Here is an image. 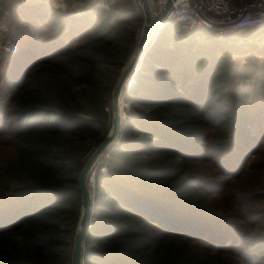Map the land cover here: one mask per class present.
Instances as JSON below:
<instances>
[{
    "label": "trees",
    "instance_id": "trees-1",
    "mask_svg": "<svg viewBox=\"0 0 264 264\" xmlns=\"http://www.w3.org/2000/svg\"><path fill=\"white\" fill-rule=\"evenodd\" d=\"M79 1H0V264H70L78 174L142 26L130 0ZM177 31L124 98L138 114L96 169L84 264H264V46Z\"/></svg>",
    "mask_w": 264,
    "mask_h": 264
},
{
    "label": "built area",
    "instance_id": "built-area-1",
    "mask_svg": "<svg viewBox=\"0 0 264 264\" xmlns=\"http://www.w3.org/2000/svg\"><path fill=\"white\" fill-rule=\"evenodd\" d=\"M34 1V0H32ZM37 1V0H35ZM64 3V0H54ZM53 1V3H54ZM135 7L141 8L140 0H130ZM168 0H152L154 8L162 14ZM115 0H103V8L110 11V5ZM52 6H54L52 4ZM161 26L170 23L178 24L174 35L176 42H195L198 40V30H208L219 39L233 41L240 45L264 46V0H242L235 3L232 0H176L172 7L161 18ZM3 52L12 55L17 51L13 40H8L2 48ZM135 68L127 80V93L136 84L139 69ZM109 112V108L106 109ZM135 110L126 105L122 109L123 125L127 117L134 116ZM106 172V167H100ZM95 172L88 179V189L94 193Z\"/></svg>",
    "mask_w": 264,
    "mask_h": 264
},
{
    "label": "water",
    "instance_id": "water-1",
    "mask_svg": "<svg viewBox=\"0 0 264 264\" xmlns=\"http://www.w3.org/2000/svg\"><path fill=\"white\" fill-rule=\"evenodd\" d=\"M143 14V23L140 33L134 44L130 56L127 58L115 84L111 91L110 108L111 123L110 127L97 147L92 151L80 170L77 178V191L80 193V214L76 223L73 243L70 252V264H84V239L89 229L93 215V193L88 189V179L95 172L102 157L108 149L116 144L123 135L124 118L122 117V104L127 92V80L135 68L142 63L147 53L148 45L153 39L152 30L161 21L162 14L166 13L176 0H168L163 8L162 14L154 8L152 0H140Z\"/></svg>",
    "mask_w": 264,
    "mask_h": 264
},
{
    "label": "rangeland",
    "instance_id": "rangeland-1",
    "mask_svg": "<svg viewBox=\"0 0 264 264\" xmlns=\"http://www.w3.org/2000/svg\"><path fill=\"white\" fill-rule=\"evenodd\" d=\"M0 1H2V0H0ZM54 1V0H53ZM53 5H54V7H57V8H62L63 6H65L64 8L65 9H67V8H72V7H74V8H76L77 9V11H79L80 10V7H81V3H80V1L79 0H71V3H70V5L69 6H67V4L64 2V3H55V1H54V3H53ZM58 5H61L62 7H59ZM133 5V4H132ZM134 6V5H133ZM135 7V6H134ZM135 9H136V11L141 15V19H142V23H143V14H142V10H141V8L140 7H135ZM1 30H3V27L2 26H0V49H2L3 48V46L5 45V43L8 41V40H11V39H6V40H4V41H2V31ZM141 30V29H140ZM197 33H199V32H201V30H198V31H196ZM140 33V32H139ZM139 35V34H138ZM156 39V38H155ZM154 39V40H155ZM195 42H197V40H195ZM153 43H154V41H153ZM153 43L151 44V46L153 45ZM182 43H188V42H182ZM226 44H228V45H234V46H242V45H240V44H236L235 42H233V41H229V42H227L226 41ZM169 45H171V44H169ZM151 46H150V48H151ZM243 46H248V45H243ZM149 48V49H150ZM168 48H172V45H171V47L170 46H168ZM257 48V47H256ZM2 51V50H1ZM149 51V50H148ZM126 105H128V106H130L131 108H133L131 105H129V104H127L125 101H123V104H122V108H125V106ZM109 112H111V108L109 109ZM138 113L135 111V113H134V115H137ZM129 117V116H128ZM130 122V119L128 118V123ZM105 165H101V167H104ZM100 172L101 173H103L102 172V170H101V168H100ZM95 173H96V170H95ZM105 173H107V169H106V172ZM104 173V174H105Z\"/></svg>",
    "mask_w": 264,
    "mask_h": 264
},
{
    "label": "bare ground",
    "instance_id": "bare-ground-1",
    "mask_svg": "<svg viewBox=\"0 0 264 264\" xmlns=\"http://www.w3.org/2000/svg\"><path fill=\"white\" fill-rule=\"evenodd\" d=\"M162 22L159 21L156 26H154V29L152 30V35H153V39L150 41L149 45H148V49L150 48L151 44L153 43L154 39L157 37V35L159 34V32L161 31L162 27L161 24Z\"/></svg>",
    "mask_w": 264,
    "mask_h": 264
},
{
    "label": "crops",
    "instance_id": "crops-1",
    "mask_svg": "<svg viewBox=\"0 0 264 264\" xmlns=\"http://www.w3.org/2000/svg\"><path fill=\"white\" fill-rule=\"evenodd\" d=\"M42 0H37V1H33V2H40ZM48 3H50L51 5L53 4V0H46ZM59 7H62L61 5H58ZM65 6H63L61 9H65ZM69 12L72 14H78V11L76 8L72 7V8H68Z\"/></svg>",
    "mask_w": 264,
    "mask_h": 264
}]
</instances>
